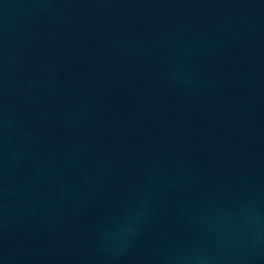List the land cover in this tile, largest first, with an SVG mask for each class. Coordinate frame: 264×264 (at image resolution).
Instances as JSON below:
<instances>
[{
  "label": "water",
  "instance_id": "obj_1",
  "mask_svg": "<svg viewBox=\"0 0 264 264\" xmlns=\"http://www.w3.org/2000/svg\"><path fill=\"white\" fill-rule=\"evenodd\" d=\"M0 264H264V0H0Z\"/></svg>",
  "mask_w": 264,
  "mask_h": 264
}]
</instances>
